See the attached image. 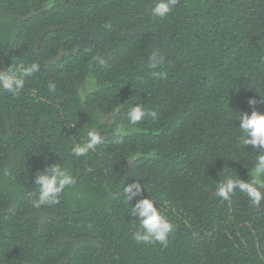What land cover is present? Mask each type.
<instances>
[{
  "label": "trees",
  "instance_id": "16d2710c",
  "mask_svg": "<svg viewBox=\"0 0 264 264\" xmlns=\"http://www.w3.org/2000/svg\"><path fill=\"white\" fill-rule=\"evenodd\" d=\"M156 2L0 0V71L39 64L18 95L0 90V264H264V202L215 195L264 153L238 127L264 96V0H177L163 19ZM136 104L157 119L131 125ZM89 130L104 140L76 157ZM57 163L77 183L37 207L36 177ZM143 197L174 224L167 247L134 239Z\"/></svg>",
  "mask_w": 264,
  "mask_h": 264
},
{
  "label": "clouds",
  "instance_id": "9594fccd",
  "mask_svg": "<svg viewBox=\"0 0 264 264\" xmlns=\"http://www.w3.org/2000/svg\"><path fill=\"white\" fill-rule=\"evenodd\" d=\"M177 0H157L151 9V16L154 18H165L176 5ZM163 56L159 51H154L147 65L152 70L153 78L159 80L166 76V71H157L163 63ZM101 63H104L101 60ZM39 70V64L33 62L25 65L21 63L17 66H9L6 70L0 71V90L7 91L13 95H18L25 87L26 78L32 76ZM95 85L92 79L89 87ZM51 90H55V85H49ZM248 104L252 107L251 113L245 111L239 115V131L241 142L245 146H252L254 149H264V112L258 110L257 104H264V96L260 94V99L250 97ZM146 115H151L153 120L157 119L155 111L148 113L145 108L136 104L127 112V121L131 125H136ZM123 125L116 129L117 133H123ZM104 140L102 134L96 130H89L83 143L75 144L72 152L76 157L86 156L94 150ZM251 180L239 177H226L216 186L215 195L223 200H229L231 195L239 189L246 194L252 205L259 207L264 202V153L256 156L254 166L250 170ZM77 183L76 177L61 167L60 164H53L46 171L40 172L35 180L38 186L33 203L39 207L43 204L53 205L59 203L61 193L70 186ZM144 186L139 181L128 183L123 188V195L126 202H131L137 195H141ZM132 204V203H131ZM131 213L139 217L140 229L134 233L137 243H159L167 247L169 235L174 230V224L165 215L161 208L157 207L156 200L152 197H143L132 205Z\"/></svg>",
  "mask_w": 264,
  "mask_h": 264
}]
</instances>
